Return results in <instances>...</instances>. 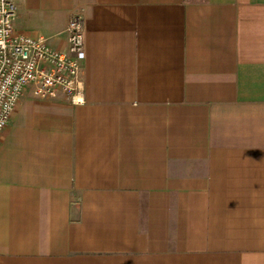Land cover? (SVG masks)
<instances>
[{"label":"crops","instance_id":"obj_1","mask_svg":"<svg viewBox=\"0 0 264 264\" xmlns=\"http://www.w3.org/2000/svg\"><path fill=\"white\" fill-rule=\"evenodd\" d=\"M81 93L0 136V264H264V0H15Z\"/></svg>","mask_w":264,"mask_h":264},{"label":"built area","instance_id":"obj_2","mask_svg":"<svg viewBox=\"0 0 264 264\" xmlns=\"http://www.w3.org/2000/svg\"><path fill=\"white\" fill-rule=\"evenodd\" d=\"M16 15L15 0H0V136L27 90L37 99H54L60 92L78 102L86 56L81 15H73L65 30L66 52L53 49L45 38L17 33Z\"/></svg>","mask_w":264,"mask_h":264}]
</instances>
